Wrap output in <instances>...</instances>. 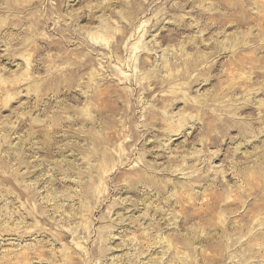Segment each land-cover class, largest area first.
Instances as JSON below:
<instances>
[{
	"label": "rangeland",
	"instance_id": "1",
	"mask_svg": "<svg viewBox=\"0 0 264 264\" xmlns=\"http://www.w3.org/2000/svg\"><path fill=\"white\" fill-rule=\"evenodd\" d=\"M0 264H264V0H0Z\"/></svg>",
	"mask_w": 264,
	"mask_h": 264
}]
</instances>
